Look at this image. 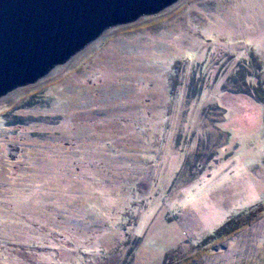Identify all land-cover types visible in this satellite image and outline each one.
Wrapping results in <instances>:
<instances>
[{"label":"rangeland","instance_id":"374dc122","mask_svg":"<svg viewBox=\"0 0 264 264\" xmlns=\"http://www.w3.org/2000/svg\"><path fill=\"white\" fill-rule=\"evenodd\" d=\"M177 249L264 264V0H180L0 100V264Z\"/></svg>","mask_w":264,"mask_h":264},{"label":"water","instance_id":"95a60500","mask_svg":"<svg viewBox=\"0 0 264 264\" xmlns=\"http://www.w3.org/2000/svg\"><path fill=\"white\" fill-rule=\"evenodd\" d=\"M180 0H0V100L36 84L107 31Z\"/></svg>","mask_w":264,"mask_h":264},{"label":"trees","instance_id":"16d2710c","mask_svg":"<svg viewBox=\"0 0 264 264\" xmlns=\"http://www.w3.org/2000/svg\"><path fill=\"white\" fill-rule=\"evenodd\" d=\"M21 128H23L21 126ZM20 130V129H19ZM22 131V130H21ZM20 131V132H21ZM231 222H227L225 226H223L219 231L216 232L214 236L211 237V239H217L218 236H224L229 230L228 226L230 225ZM208 240V239H207ZM180 254L179 249L174 250L173 252L167 254L165 256V259L163 261V264H181L182 261H185V258H180L178 255ZM177 258V259H176ZM187 260V259H186Z\"/></svg>","mask_w":264,"mask_h":264}]
</instances>
